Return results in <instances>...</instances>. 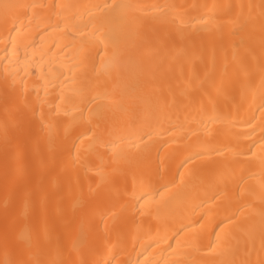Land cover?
Instances as JSON below:
<instances>
[{"label": "bare ground", "instance_id": "6f19581e", "mask_svg": "<svg viewBox=\"0 0 264 264\" xmlns=\"http://www.w3.org/2000/svg\"><path fill=\"white\" fill-rule=\"evenodd\" d=\"M0 264H264V0H0Z\"/></svg>", "mask_w": 264, "mask_h": 264}]
</instances>
